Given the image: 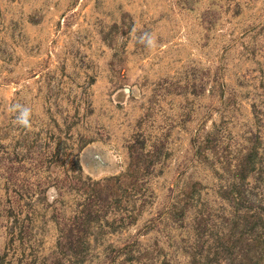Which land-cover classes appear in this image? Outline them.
I'll return each mask as SVG.
<instances>
[{"label": "rangeland", "instance_id": "obj_1", "mask_svg": "<svg viewBox=\"0 0 264 264\" xmlns=\"http://www.w3.org/2000/svg\"><path fill=\"white\" fill-rule=\"evenodd\" d=\"M0 259L264 264V0H0Z\"/></svg>", "mask_w": 264, "mask_h": 264}, {"label": "clouds", "instance_id": "obj_2", "mask_svg": "<svg viewBox=\"0 0 264 264\" xmlns=\"http://www.w3.org/2000/svg\"><path fill=\"white\" fill-rule=\"evenodd\" d=\"M135 29H133V33ZM139 43L145 44L147 48L154 49L156 47V36L154 33L144 32L139 37H135ZM15 114L14 123L26 130L32 129L31 117L32 109L22 104H14L9 109Z\"/></svg>", "mask_w": 264, "mask_h": 264}, {"label": "trees", "instance_id": "obj_3", "mask_svg": "<svg viewBox=\"0 0 264 264\" xmlns=\"http://www.w3.org/2000/svg\"><path fill=\"white\" fill-rule=\"evenodd\" d=\"M4 262H3V260L2 259H0V264H3Z\"/></svg>", "mask_w": 264, "mask_h": 264}]
</instances>
